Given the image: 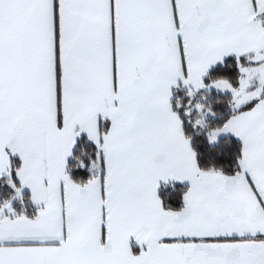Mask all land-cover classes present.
Masks as SVG:
<instances>
[{
    "label": "snow or ice",
    "instance_id": "1",
    "mask_svg": "<svg viewBox=\"0 0 264 264\" xmlns=\"http://www.w3.org/2000/svg\"><path fill=\"white\" fill-rule=\"evenodd\" d=\"M0 264H264V0H0Z\"/></svg>",
    "mask_w": 264,
    "mask_h": 264
}]
</instances>
